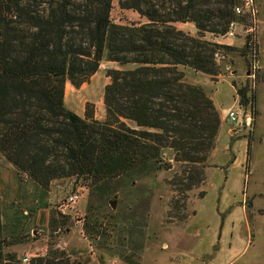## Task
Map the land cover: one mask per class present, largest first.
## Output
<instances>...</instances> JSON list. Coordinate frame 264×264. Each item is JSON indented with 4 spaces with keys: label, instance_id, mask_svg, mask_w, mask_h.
Segmentation results:
<instances>
[{
    "label": "trees",
    "instance_id": "trees-1",
    "mask_svg": "<svg viewBox=\"0 0 264 264\" xmlns=\"http://www.w3.org/2000/svg\"><path fill=\"white\" fill-rule=\"evenodd\" d=\"M239 3L118 0L122 10L144 20L124 26L111 22L112 0H0V161L12 167L19 192L28 197L26 211L49 206L53 181L84 182L94 218L90 239L108 240L104 231L110 232L114 244L102 243L109 255L121 264H140L143 246L136 230L145 226L146 198L136 195L121 210L107 213L105 202L120 193L129 197L137 184L170 170V161L185 165L173 176L175 191L201 183L199 168L213 149L220 119L213 102L185 84L178 68L214 77V54L236 50L190 37L173 25L190 23L199 36H223L237 19ZM102 60L134 68L106 71L103 121L94 119L92 108L81 118L64 104L65 83L79 88ZM247 91L237 90L242 106L253 102ZM246 141L248 155L251 140ZM26 215L14 203L0 201V264H22L7 250L29 232ZM29 264L75 262L49 244L46 254Z\"/></svg>",
    "mask_w": 264,
    "mask_h": 264
},
{
    "label": "rangeland",
    "instance_id": "rangeland-1",
    "mask_svg": "<svg viewBox=\"0 0 264 264\" xmlns=\"http://www.w3.org/2000/svg\"><path fill=\"white\" fill-rule=\"evenodd\" d=\"M238 7L244 13L235 21L234 38L208 32L199 36L190 23L173 25L190 37L236 50H218V71L214 77L187 67L178 68L184 74L183 82L201 89L220 110L216 109L220 125L213 149L199 168L201 183L191 191H175L178 186L173 176L180 175L185 165L170 161V170L137 184L127 193L129 197L120 193L105 202L107 213L112 206L121 210L125 201L136 195L146 198L147 203L142 206L145 226L141 223L136 230L140 236L137 242L143 246L140 264H264V0H250V10H246L245 0H240ZM110 19L124 26L144 22L134 11L122 10L118 0H112ZM132 68L134 65L120 66L102 60L98 72L79 88L65 83L66 108L76 112L82 107L92 108L103 121V91L110 82L106 71ZM243 88L253 98L246 106L239 104L237 95V90ZM227 110L249 114V127L231 126L221 120ZM247 139L251 140L248 155ZM75 192L81 196L79 202L60 211L61 202ZM46 200L47 208L26 211L30 205L28 197L19 192L12 167L0 161V201L4 205L14 203L29 220V232L21 238L22 243L7 251L16 253L21 261L25 257L30 260L44 256L48 245L54 244L65 250L75 264H121L109 255L106 244L102 245L103 241L114 244L110 232L108 235L104 231L103 237L108 240L90 239L94 218L88 214L89 191L84 182L53 181ZM7 213L10 216L13 210Z\"/></svg>",
    "mask_w": 264,
    "mask_h": 264
},
{
    "label": "built area",
    "instance_id": "built-area-1",
    "mask_svg": "<svg viewBox=\"0 0 264 264\" xmlns=\"http://www.w3.org/2000/svg\"><path fill=\"white\" fill-rule=\"evenodd\" d=\"M250 4V0H245V7H246V10H250L248 8V5ZM244 12V9L242 8H239V7H235L234 8V14L235 16H240L242 13ZM236 22H230L228 24V28H227V31L225 33V36L228 37V38H234V35H235V30H236ZM219 57V52H216L214 54V59L217 60ZM225 120L227 121V123L231 126H238V125H241V126H246V127H249L250 125V115L247 114V115H244L243 112H240V113H237V111L235 110H227L225 112ZM81 199V196L78 192H75V193H72L70 194L67 198H65L60 206H59V210L60 211H64V209H66L67 207L69 206H74L76 205L79 200ZM22 264H29V259L28 258H23L22 261H21Z\"/></svg>",
    "mask_w": 264,
    "mask_h": 264
},
{
    "label": "crops",
    "instance_id": "crops-1",
    "mask_svg": "<svg viewBox=\"0 0 264 264\" xmlns=\"http://www.w3.org/2000/svg\"><path fill=\"white\" fill-rule=\"evenodd\" d=\"M65 97H66V94L64 95V102H65ZM213 103H214V106L216 107V109L220 112V110H219V108L217 107L215 101H213ZM71 111L74 112L76 115H78V116L81 117V118L84 117V111H85V110L83 109V107H82V109H81L80 112L73 111V109H71ZM225 112H226V111H224V112H223L224 114H222L223 117L220 116V117H221V120H222V118H223V120H225ZM94 119H96V120H101V118L98 117L96 113H95V115H94ZM225 121H226V120H225ZM226 122H227V121H226ZM234 133H235V132H234ZM236 133H237V132H236ZM234 162H236V160H235ZM17 188H18V186H17Z\"/></svg>",
    "mask_w": 264,
    "mask_h": 264
},
{
    "label": "water",
    "instance_id": "water-1",
    "mask_svg": "<svg viewBox=\"0 0 264 264\" xmlns=\"http://www.w3.org/2000/svg\"><path fill=\"white\" fill-rule=\"evenodd\" d=\"M111 208H112V210H115V209H114V206H112Z\"/></svg>",
    "mask_w": 264,
    "mask_h": 264
}]
</instances>
